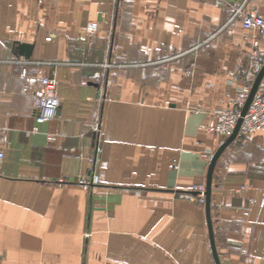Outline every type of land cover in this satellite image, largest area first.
Instances as JSON below:
<instances>
[{
  "label": "crops",
  "instance_id": "1",
  "mask_svg": "<svg viewBox=\"0 0 264 264\" xmlns=\"http://www.w3.org/2000/svg\"><path fill=\"white\" fill-rule=\"evenodd\" d=\"M237 7L264 15V0H0V264H264V130L215 163V255L192 192L245 84ZM31 76L56 80L46 122Z\"/></svg>",
  "mask_w": 264,
  "mask_h": 264
},
{
  "label": "built area",
  "instance_id": "2",
  "mask_svg": "<svg viewBox=\"0 0 264 264\" xmlns=\"http://www.w3.org/2000/svg\"><path fill=\"white\" fill-rule=\"evenodd\" d=\"M231 19L240 21L242 28L248 31L244 36L246 43V54L244 63L236 66L233 74L234 80L241 79L244 74L245 84L239 89V92L233 100V107L230 109L218 110L214 117L216 123L213 130L228 138L234 131L238 120L240 125L236 136L243 142L246 138L256 132L264 130V74L260 78L256 90L249 102L246 112L242 115L241 111L251 91L259 72L264 66V15L261 13H247L241 7L233 10ZM88 31L94 29V24H89ZM56 85V80L47 76H31L28 79L27 86L23 92H27L29 87H33L34 103L32 113L38 123L46 122L50 119L49 112L58 108L60 101L52 93ZM93 130H98V124L93 125ZM48 140H54L55 135H48ZM5 135L0 131V169L4 160ZM93 162V159H89ZM79 183L95 185L98 183L97 176L94 173L86 177H80ZM193 193L198 196H204L205 188L199 185L193 187ZM264 193V187L262 189ZM192 197L190 193L185 194Z\"/></svg>",
  "mask_w": 264,
  "mask_h": 264
},
{
  "label": "water",
  "instance_id": "3",
  "mask_svg": "<svg viewBox=\"0 0 264 264\" xmlns=\"http://www.w3.org/2000/svg\"><path fill=\"white\" fill-rule=\"evenodd\" d=\"M17 49L18 52L26 57H29L30 53H31V49L32 46L31 45H27V44H23V43H17ZM264 74V66L262 67L261 71L259 72L255 82L252 85L251 91L249 93V96L247 98V100L245 101V104L242 108L241 114L243 115L246 112V109L249 105V102L256 90L257 84L260 80V78L262 77V75ZM240 125V120H238L237 125L234 129V131L232 132V134L220 145V147L218 148V150L214 153V155L212 156L210 163H209V167H208V171H207V179H206V187H205V198H206V209H207V217H208V226H209V235H210V242H211V246H212V250L213 253L215 255V248H214V241H213V235H212V231H211V224H210V218H209V194H210V186H211V177H212V173H213V169L215 166V163L217 161V158L219 157L220 153L222 152V150L227 146V144L233 140L237 134V130L238 127ZM217 261V260H216Z\"/></svg>",
  "mask_w": 264,
  "mask_h": 264
},
{
  "label": "rangeland",
  "instance_id": "4",
  "mask_svg": "<svg viewBox=\"0 0 264 264\" xmlns=\"http://www.w3.org/2000/svg\"><path fill=\"white\" fill-rule=\"evenodd\" d=\"M194 187V186H193ZM193 187H192V191H193Z\"/></svg>",
  "mask_w": 264,
  "mask_h": 264
}]
</instances>
